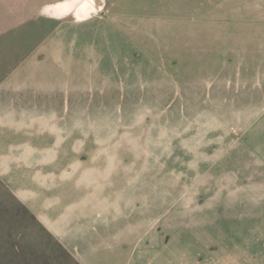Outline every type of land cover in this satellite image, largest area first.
<instances>
[{
    "label": "rangeland",
    "instance_id": "1",
    "mask_svg": "<svg viewBox=\"0 0 264 264\" xmlns=\"http://www.w3.org/2000/svg\"><path fill=\"white\" fill-rule=\"evenodd\" d=\"M57 1L0 0V264H264V0Z\"/></svg>",
    "mask_w": 264,
    "mask_h": 264
},
{
    "label": "bare ground",
    "instance_id": "2",
    "mask_svg": "<svg viewBox=\"0 0 264 264\" xmlns=\"http://www.w3.org/2000/svg\"><path fill=\"white\" fill-rule=\"evenodd\" d=\"M104 0H65L59 3L47 5L43 12L52 16H61L67 13H74L77 18L90 15L99 9Z\"/></svg>",
    "mask_w": 264,
    "mask_h": 264
},
{
    "label": "crops",
    "instance_id": "3",
    "mask_svg": "<svg viewBox=\"0 0 264 264\" xmlns=\"http://www.w3.org/2000/svg\"><path fill=\"white\" fill-rule=\"evenodd\" d=\"M61 1H65V0H60V2ZM56 3H59V1H57V2H54V3H50V4H47V5H51V4H56ZM47 5H45L44 7H46ZM68 14V13H67ZM73 14V13H72ZM65 15V14H64ZM75 16V15H74Z\"/></svg>",
    "mask_w": 264,
    "mask_h": 264
}]
</instances>
